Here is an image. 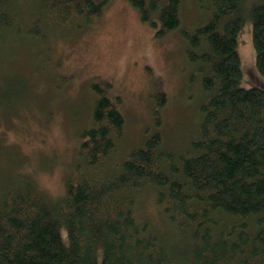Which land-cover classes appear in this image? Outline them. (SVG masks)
I'll list each match as a JSON object with an SVG mask.
<instances>
[{
	"label": "trees",
	"instance_id": "trees-1",
	"mask_svg": "<svg viewBox=\"0 0 264 264\" xmlns=\"http://www.w3.org/2000/svg\"><path fill=\"white\" fill-rule=\"evenodd\" d=\"M128 1L156 37L179 30L187 85L200 102L196 133L175 151L156 130L118 159L125 117L119 100L106 95L109 84L92 83L90 122L77 134L63 193L49 199L12 165L0 178V264H264V88L240 87L237 51L250 0H188L198 10L189 29L180 28L187 0ZM104 6L98 0H0V66L18 38L43 44L48 34H77ZM249 17L258 81L264 3L253 4ZM164 101L161 95L156 120ZM7 110L0 105V114ZM144 192L154 195L168 235L137 214Z\"/></svg>",
	"mask_w": 264,
	"mask_h": 264
},
{
	"label": "rangeland",
	"instance_id": "rangeland-1",
	"mask_svg": "<svg viewBox=\"0 0 264 264\" xmlns=\"http://www.w3.org/2000/svg\"><path fill=\"white\" fill-rule=\"evenodd\" d=\"M98 1L105 2L102 15L81 32L48 34L43 44L18 38L20 42L6 47L8 60L0 66V105L8 108L0 114V142L8 145L0 146V178L12 165L29 174L49 199L63 193L77 157V134L90 122L92 83L109 84L106 95L119 100L125 117L118 159L156 130L166 149L182 151L197 130L200 102L187 85L189 68L179 30L156 37V28L143 22L128 0ZM185 2L181 29L191 28L198 18L196 4ZM260 3L264 0L249 1L237 35L243 88H264V76L252 78L255 53L249 17L250 7ZM161 95L165 101L156 109V120ZM137 214L160 233H170L152 193L140 195Z\"/></svg>",
	"mask_w": 264,
	"mask_h": 264
},
{
	"label": "bare ground",
	"instance_id": "bare-ground-1",
	"mask_svg": "<svg viewBox=\"0 0 264 264\" xmlns=\"http://www.w3.org/2000/svg\"><path fill=\"white\" fill-rule=\"evenodd\" d=\"M139 12V11H138ZM244 18V17H243ZM57 26V25H56ZM43 29V28H42ZM118 105V104H117ZM116 106V105H115ZM176 151V150H175ZM151 189V188H150Z\"/></svg>",
	"mask_w": 264,
	"mask_h": 264
}]
</instances>
